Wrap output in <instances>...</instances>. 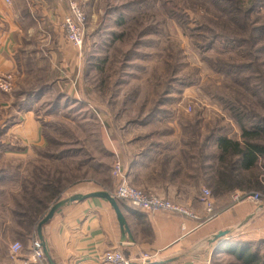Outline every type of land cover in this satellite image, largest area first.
<instances>
[{"label": "rangeland", "instance_id": "374dc122", "mask_svg": "<svg viewBox=\"0 0 264 264\" xmlns=\"http://www.w3.org/2000/svg\"><path fill=\"white\" fill-rule=\"evenodd\" d=\"M162 1H77L86 15L84 42L77 49L79 62L68 79L56 83L37 81L35 76L21 84L16 78L15 96L36 90L44 94L27 100L44 141L30 145L22 157V181L29 191L42 190L45 196L48 182L60 183L58 201L89 189L113 192V165L116 158L124 163L125 142L143 138L147 140L142 146L147 147L162 123L202 125L197 131L204 139L216 140L221 134L237 137L238 126L217 95L204 92L213 91L210 86L240 97L264 117V31L256 32L264 28V0L249 13L248 28L229 22L217 27L237 40L215 46L224 49L228 45L230 52L226 53L206 51L210 42L203 40L197 27V13L186 24L166 10L169 6L176 11L179 5L189 13L188 9H197L199 0H165L166 7ZM210 17L205 20L213 23ZM214 52L226 63L223 71L207 62ZM238 66H245L246 72L229 77ZM60 70L59 74H65L64 68ZM48 72L55 77L49 68ZM59 91H72L75 97L56 98ZM168 131L164 128L157 133ZM197 131L188 128V136L197 138ZM257 163L251 171L263 175V183L246 177L244 185L256 189L264 201V156ZM58 201H49L41 219ZM12 239L22 247L30 240L15 234ZM258 253L263 255L264 250Z\"/></svg>", "mask_w": 264, "mask_h": 264}, {"label": "crops", "instance_id": "0c3cea01", "mask_svg": "<svg viewBox=\"0 0 264 264\" xmlns=\"http://www.w3.org/2000/svg\"><path fill=\"white\" fill-rule=\"evenodd\" d=\"M68 4L69 0H0V74L15 73L21 84L34 80L35 76L37 81L56 83L68 79L79 62L78 50L67 40L62 25L69 12ZM48 68L55 77L49 76V72L45 74ZM63 68L65 74L61 73ZM71 93L59 91L56 98H74ZM5 95L7 98L0 99V105L12 107L15 91ZM18 96L28 107L20 112L21 121L12 125L8 133L14 134L13 138L27 149L8 155L25 157L30 145L44 142L32 116V103L27 100L44 94L36 90ZM201 126L162 123L153 133L156 138L147 141V147L142 146L147 140L143 138L125 142L123 146L124 166L131 185L169 199L197 217L179 213L150 215L121 202L130 229V235L125 237L108 200L94 197L76 201L58 210L43 226L53 261L106 264L100 260V254L121 248L132 260L142 252L156 254L150 264H264V254L258 253L264 250L261 249L264 248V201L255 204L246 197L232 201L236 194L257 192L244 185L246 177H255L261 184L263 175L251 168H234L231 162L235 157L222 162L218 137L204 139L202 132L197 131L202 130ZM164 128L169 131L157 133ZM188 128L195 129L198 137L190 138ZM204 188L213 195L212 215L200 200ZM97 190L101 189L76 193ZM3 220L0 221V264H33L30 240L12 257L13 235L7 230L11 219ZM222 231L230 234L215 240Z\"/></svg>", "mask_w": 264, "mask_h": 264}, {"label": "trees", "instance_id": "16d2710c", "mask_svg": "<svg viewBox=\"0 0 264 264\" xmlns=\"http://www.w3.org/2000/svg\"><path fill=\"white\" fill-rule=\"evenodd\" d=\"M163 1L162 5H165L164 7L168 6ZM199 2L197 9H188L189 13L184 11L185 8L179 5L176 11L172 12L169 6L166 7V10L178 18L182 17L186 24L189 20H192V14L197 13V18L200 19L197 27L202 31L203 40L210 42V46L207 47L206 51L211 49L212 51L226 53L230 52L228 45L224 49L215 46L229 42L235 43L237 40L232 35H228L229 33H224L221 29L219 31L217 27L229 22L230 25L236 23L248 28L249 13L260 6L263 1L199 0ZM210 14L215 19L211 18ZM205 17H210L211 22H214H207ZM200 30H198L199 33H201ZM263 31V27L256 30L257 33H262ZM210 58V61H207L208 64L214 69L223 71L222 68H224L223 66L226 63L219 58L218 54L216 52L211 53ZM232 58L234 59V57ZM244 67H234L235 69L229 73V77L236 73L246 72ZM227 69L229 68L227 67ZM210 88L213 91L204 92L214 96L217 95V99L225 106V111L230 115L239 130L237 137L222 134L218 136L222 162L235 157V161L231 162V166L234 168H254L258 164V159L264 156V143L261 141L262 138L264 140V117L249 109L240 97L218 91L212 86ZM5 94L1 92V100L7 98ZM24 103L25 101H21L19 96H16L12 107L4 108L0 105V113H3L0 114V221L3 222L5 217H10L11 223L7 230L12 235L15 234L23 240L30 239L32 241L37 236V224L40 222L44 210L48 208L49 201L55 198L58 201L62 191L60 183L57 182L54 185L48 182L45 196H42V190L37 192L34 189H30L29 191L22 181L23 158L8 155L10 152H25L27 149L21 145L19 140L14 139L8 133L12 125L21 121L20 112L27 108ZM33 169L38 170V167L35 166ZM242 197H245V195H242ZM118 201L119 203L125 202L123 200Z\"/></svg>", "mask_w": 264, "mask_h": 264}, {"label": "built area", "instance_id": "2783aa9c", "mask_svg": "<svg viewBox=\"0 0 264 264\" xmlns=\"http://www.w3.org/2000/svg\"><path fill=\"white\" fill-rule=\"evenodd\" d=\"M69 12L63 19V28L67 40L78 50H81L84 42V26L86 24V15L76 0H69ZM15 73L0 74V91L12 93L14 90ZM113 176L115 178V189L111 194L118 200H123L130 205L141 209L142 211L155 215L161 214H182L190 217H197L195 213L185 209L181 205L172 202L169 199L161 197L154 193H149L131 185L127 179V173L124 163L120 158H116L113 165ZM247 199L258 204L262 196L258 192L244 194ZM242 197V194H236L235 199ZM208 214L214 213V200L212 193L208 188L203 189L200 198ZM22 245L20 242L12 243L10 252L15 257ZM33 264H49L46 258L41 240L36 236L31 241ZM100 260L106 264H150L155 261L156 254L142 252L135 260L127 257L121 248H112L100 254Z\"/></svg>", "mask_w": 264, "mask_h": 264}, {"label": "water", "instance_id": "95a60500", "mask_svg": "<svg viewBox=\"0 0 264 264\" xmlns=\"http://www.w3.org/2000/svg\"><path fill=\"white\" fill-rule=\"evenodd\" d=\"M94 197H98V198H103L106 199L110 202V204L113 206V208L116 211L117 217H118V221L120 223L121 226V230L123 233V236L126 237V235H130V229L128 226V223L126 221V218L124 217V214L122 212V209L120 207L119 201L118 199L113 196L111 194V192L107 191V190H97V191H92L89 193H76L73 194L69 197H66L64 199H61L60 201L56 202L55 204H53L49 211L47 212V214L40 220L38 226H37V233H38V238L41 240L42 242V246L44 248V252L46 255V258L48 260L49 264H56L53 259L51 258V255L48 251L46 242L44 240V236H43V226L48 223L56 214V212L58 210H60L61 208L65 207L66 205H69L70 203L76 202V201H84L86 199L89 198H94ZM230 234V231H222L220 233H218V235H216L215 240H218L226 235Z\"/></svg>", "mask_w": 264, "mask_h": 264}]
</instances>
